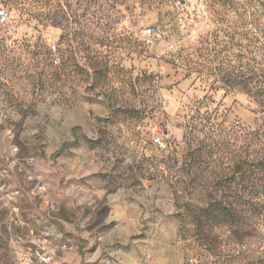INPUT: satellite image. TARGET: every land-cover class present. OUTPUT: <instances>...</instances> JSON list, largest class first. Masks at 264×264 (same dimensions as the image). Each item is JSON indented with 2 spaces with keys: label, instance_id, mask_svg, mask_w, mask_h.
Wrapping results in <instances>:
<instances>
[{
  "label": "rangeland",
  "instance_id": "obj_1",
  "mask_svg": "<svg viewBox=\"0 0 264 264\" xmlns=\"http://www.w3.org/2000/svg\"><path fill=\"white\" fill-rule=\"evenodd\" d=\"M1 9L0 264L196 262L175 199H202L261 125L245 84L264 69V0Z\"/></svg>",
  "mask_w": 264,
  "mask_h": 264
},
{
  "label": "trees",
  "instance_id": "obj_2",
  "mask_svg": "<svg viewBox=\"0 0 264 264\" xmlns=\"http://www.w3.org/2000/svg\"><path fill=\"white\" fill-rule=\"evenodd\" d=\"M100 1L88 0L91 6ZM255 72L250 68L245 91L261 125L247 132L246 155H233L227 168L216 166L210 172L216 180L199 183L202 199H175L180 238L199 253L196 262L187 256L184 264H264V69L257 81Z\"/></svg>",
  "mask_w": 264,
  "mask_h": 264
},
{
  "label": "built area",
  "instance_id": "obj_3",
  "mask_svg": "<svg viewBox=\"0 0 264 264\" xmlns=\"http://www.w3.org/2000/svg\"><path fill=\"white\" fill-rule=\"evenodd\" d=\"M9 13L3 9L0 10V22L5 23L8 21ZM152 30L148 29L146 30L147 34H151ZM153 142L157 145H163V139H162V133L157 129L154 128L153 130ZM42 189L45 188V186L41 187ZM46 261V258H44Z\"/></svg>",
  "mask_w": 264,
  "mask_h": 264
}]
</instances>
